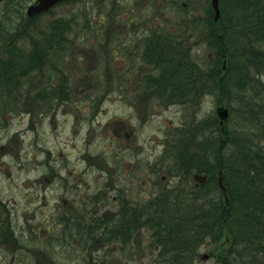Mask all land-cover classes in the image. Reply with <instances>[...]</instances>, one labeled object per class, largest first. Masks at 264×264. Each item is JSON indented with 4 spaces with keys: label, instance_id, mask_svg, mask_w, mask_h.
<instances>
[{
    "label": "trees",
    "instance_id": "16d2710c",
    "mask_svg": "<svg viewBox=\"0 0 264 264\" xmlns=\"http://www.w3.org/2000/svg\"><path fill=\"white\" fill-rule=\"evenodd\" d=\"M73 1L76 0L65 3ZM180 8L185 10L182 5ZM219 9V19L214 21L213 10L207 7V23L198 33L211 54L204 68L197 67L190 58L188 44H185L187 32H196L195 19L190 20L192 26L186 27L183 32L180 29L173 32L160 27L140 34V39L144 38L138 44L143 46L140 56L145 65L157 72H147L143 77L163 80L149 81L148 86L163 87L153 93L158 95L170 92L176 94L182 104L191 101L192 106L198 105L199 96L204 93L205 87H211L209 93L218 94L217 105L228 102L229 92L235 93L237 102L241 104L245 101V95L241 92L250 88L259 95L256 86L258 83L261 86L264 84L260 78L264 73V0H219ZM51 13L52 9L46 14ZM44 15L22 18L12 28L0 26V43L4 45L0 48V110L12 102L16 106L18 93L19 96L30 95L45 102L44 111L58 109L57 104L70 101L77 93L71 90L72 81L77 79L72 77L74 74L67 72V54L69 49L72 51L80 45L78 42L81 36L76 31L71 36V18H55L43 24L41 20ZM134 31L137 33L141 30ZM114 35L106 33L105 39L100 38L101 34L95 35V42L89 44L90 50H94L101 58L113 52L111 56L114 58L116 51L109 47L111 42L114 43ZM177 38L181 39V46L172 44ZM20 40L28 43L21 46ZM121 44L128 53L127 44ZM74 55L69 54L70 63L77 74L82 72L83 67ZM223 60L226 61L224 69ZM107 63H99L96 73L98 77L91 75L92 78L85 72L80 78V81H93V89L98 88V103L105 96L113 95L112 92H120L125 83L124 79L114 81L116 71ZM106 74L110 78L104 79ZM54 79L56 81H52ZM22 84L31 85L33 92L29 94L25 89L20 91L23 89ZM62 87L66 91L70 89V93L63 92ZM227 105L229 107L230 103ZM231 110L239 111L234 107ZM253 110L250 109L246 114L240 109V120L248 127L240 132L230 131L226 126L228 120L221 126L216 114H208L204 118L205 127L198 125L197 121L194 131L190 127L189 132L183 128L182 139L189 145L178 148L173 161L183 168V179L192 177L193 173L206 174L207 179L202 184L195 183L190 189H182L183 208L178 204L172 205L169 198L162 196L156 200L151 199L148 206L150 218L147 225L162 227L164 233L160 237L161 247L163 250L165 247L166 253L173 256L172 263L175 264L176 255H182L190 261L195 258L194 253L201 241L195 243L192 239H201L205 231L203 229L207 228L204 224L208 223H212V229L209 227V230L214 240L226 231L235 246L241 244L239 240H245L242 241L244 247H258L255 239L264 233V148L260 145L264 138V112L261 117V112L257 111L256 114ZM259 120L263 125L258 126L259 130L254 132ZM219 170L227 188V201L218 188ZM50 173L54 177V170L44 173L43 177H48ZM56 176L64 180L65 187L77 188L75 182L71 183L67 177L63 178L61 174ZM163 189L167 193L175 190ZM84 193L85 196H79L75 201L63 200L65 205L57 206L49 216V225L42 222L35 228L27 223V228L19 231L12 229L7 205L0 199V232L10 236L19 254L40 252L48 256L53 264L113 263L118 237H126L124 226L128 227V224L125 215L118 212L110 218L108 212L102 211L108 196L106 193L100 194L98 188L91 193ZM162 198L164 202L159 201ZM104 201L106 203L103 204ZM198 203L199 207H195ZM134 221L139 220L135 218ZM221 223L226 224L224 230L220 227ZM166 237L167 242L163 239ZM119 247L124 249L122 244ZM252 255L253 258L248 256L250 262L248 257L244 258L248 264H264L261 257H254L255 252ZM186 259L183 263H188Z\"/></svg>",
    "mask_w": 264,
    "mask_h": 264
},
{
    "label": "rangeland",
    "instance_id": "374dc122",
    "mask_svg": "<svg viewBox=\"0 0 264 264\" xmlns=\"http://www.w3.org/2000/svg\"><path fill=\"white\" fill-rule=\"evenodd\" d=\"M31 1L33 0H0V26L12 28L14 23L19 22L18 14L23 15L26 5ZM181 5L185 10L180 8ZM207 7H211L210 0H76L60 4L52 10L51 14L42 17L43 24L55 18H71L73 21L71 36L75 31L81 36L78 42L80 45L74 47L72 51L69 49L67 54V72L74 74L72 77L77 79V81H72L71 90L74 94L76 91L77 93L71 97L70 101L57 104L58 109L48 110L50 112L43 110L46 107L45 102L22 93L20 96V93L17 95L16 106L15 102H12L0 110V199L7 205L8 213L12 219L10 225L13 226V230L26 229L27 223L35 228L43 224L42 222L49 225L51 222L49 216L57 206L65 205L67 201H75L77 197L85 196L84 191L91 193L97 188L98 190L103 188L108 196L107 204L104 206L110 209L114 208L116 202L113 197L119 195L118 189L122 188L121 181L127 180L128 177L131 178L132 168L127 161L129 158L135 159V156L132 158L134 154L129 150L128 142L124 139L123 134L118 140L114 137V126L112 125L113 120L126 122V124L131 120L132 111L130 112L128 101L131 95L136 92L129 81L132 72L129 70L126 60L128 53L121 47V42L127 39L128 35L133 36L134 30H141L145 33V30L164 27L173 32H177L178 29L183 32L186 27L192 26L190 20L195 19L196 32L191 33L192 30L187 32V35L190 36L189 45H192L190 58L195 61L197 67L204 68L207 66L205 64L211 54L203 40L199 38L198 33L207 23L205 18ZM22 17L26 18L24 15ZM106 33L115 34L114 43L111 42L109 47L116 51V58L111 56L113 52L101 58L98 53H94V50H90L89 44L95 42V35L101 34L100 38L105 39ZM184 36L186 37V34ZM19 43L23 46L28 42L20 40ZM3 46V43H0V48ZM262 48H264V42ZM69 54H75L74 57L83 67L82 72L79 71L75 74ZM101 61H107L115 69L114 81L124 79L125 83L120 88V92L114 91L111 93L113 95L105 96L98 103V88L93 89V85H91L93 81H80V78L85 75V72L90 76L98 77L96 73ZM225 67L226 61L223 60L222 69ZM145 72L157 74L148 66H146ZM103 78H110V75L106 74ZM260 78L264 83V73ZM60 82L58 81V83ZM263 85L258 83L256 86L259 95L251 91L249 87L241 92L245 95V101H250L247 103L245 101L242 104L237 102V95L232 92L228 93L227 103H230V117L226 126L230 128V131L235 133L248 129L240 120V109L242 113L247 114L250 109L254 108L253 112L256 114L257 111L261 112L262 117V112H264ZM209 88L211 87H205L204 93L199 96L198 105L192 106L191 101L185 102L182 104L181 111H163L160 117H151L150 123L140 135V139L145 141L142 150L143 157L149 153L153 154L155 146L150 141L155 138L159 126L171 129L181 122L186 128L190 127V121V124L193 122L195 126H197V121L198 125L206 126L204 118L208 114H215L218 100V94L209 93L211 90ZM24 89L29 94L33 92L31 85H23V89L20 91H25ZM95 95H97L96 98H94ZM38 102H40V107H38ZM227 103L223 105L228 107ZM232 107L239 111L231 110ZM43 111L47 113H43ZM133 122H136V119ZM262 125L263 122L259 120L253 131H258V126ZM260 145L264 148V138L261 139ZM158 150L163 151L162 148H159L156 152ZM174 150L167 152L172 155L169 160H173L172 152ZM122 151L129 152V154H125V162H121V169L117 170L118 165L114 163L115 160H110V163L106 164V159H111L113 154H121ZM170 164V161L167 162L166 170L171 168ZM51 170H54V177L51 173L48 177H43L44 173H49ZM182 170L183 168L179 170L177 177L174 173L155 172L153 168L154 174L151 176L141 173L135 179L134 193L137 190V195L133 197V199H137L135 205L139 203L141 207H144L143 205H148L151 199L156 200L157 197L162 196L169 198L172 205L178 204L183 208V190L190 189L195 182L192 177L183 179ZM58 174L63 175V178L67 177L71 183L75 182L77 188L74 186L73 189L65 187L64 180L56 176ZM165 187L170 190L174 188L175 192L168 191L167 193V190L163 189ZM157 194L159 195L157 196ZM159 201L164 202L163 198ZM104 203L106 202L104 201ZM195 207H199V203ZM148 216L145 218L146 224ZM158 227L144 225L143 232L145 234H140L145 240L141 245L145 246L147 243L146 254H143L142 257L145 262L149 261L148 257L153 256L148 252L152 254L157 252L155 242L158 243L160 237L163 236L158 233ZM163 239H166L167 242L168 238ZM222 239L223 236L218 238L214 244L202 243L201 245L200 243L197 252L194 253V263L214 264L218 245ZM139 240L137 236L136 241ZM13 244L9 235L0 232V264H18L16 259L11 263L12 257L19 254ZM208 251H213L214 259L201 260L200 255ZM31 253L29 263L53 264L48 256L36 251H31ZM172 258H168L170 262L173 261ZM139 262L136 260L123 264H138ZM246 262L245 260V264Z\"/></svg>",
    "mask_w": 264,
    "mask_h": 264
},
{
    "label": "flooded vegetation",
    "instance_id": "af4514ba",
    "mask_svg": "<svg viewBox=\"0 0 264 264\" xmlns=\"http://www.w3.org/2000/svg\"><path fill=\"white\" fill-rule=\"evenodd\" d=\"M36 0L31 1L26 6V9L24 10V16L27 19L35 18L40 15L46 14L51 9L53 10L56 6L60 4H64L67 1L59 2L55 6H53L50 10L47 12H44L42 14H35V15H28L27 9L29 6L35 4ZM21 13L18 14L17 20H21L23 16ZM134 33H136L134 31ZM143 33L142 31H137L136 34L133 36L128 35L129 37L123 42L127 44L128 47V57L126 58L129 66V70L132 72V77L129 79L130 84L133 86V89L136 91L135 94L131 95L130 100L128 101L129 107L131 108L130 112L132 111V114L130 115L131 120L126 122H121L117 120H113L112 125L114 126V137L118 140L121 138V135L123 134L124 139L128 142L129 150L133 152L134 155H132V158L135 156V159L131 160L128 159L127 162H129V165L132 168V171L130 172V177L132 178H126L127 180H122V188L118 189L119 195L113 197V200H115L116 205L114 208H108V207H102V211L108 212L110 215L109 217L112 218V215L118 212H122L125 218L127 220V226H124L125 228V238L122 236L118 237L117 243L115 248L116 253L113 254L114 258L113 263L110 264H123L124 262L130 263L135 262L136 260H139L140 262L138 264H174L170 262V259L173 257L172 255L166 253V249L164 247V250L161 247V240L159 239V242L155 245L157 247V252L155 254H152L148 252L149 254L153 255L152 257H148L149 261H143L142 257L143 254H146V246L141 245V243H144V238L141 237V233L145 234L143 232L144 225H147L145 223V218L149 214V204L143 205L144 207H141L139 203L135 205L137 202V199H133L135 195H137V190L134 193L135 190V179L136 177H139L141 173L151 176L153 173L152 168L155 172H166V173H174L177 177V174H179V170H181V165H177L175 161H170V169L165 168V165L167 164L168 160L172 158L171 153H167L170 150H174L172 153L175 154V151L177 148H182L183 146H187L188 142L183 141L182 139V129L184 128L183 124L180 122L179 124H176L175 127H172L171 129H165L163 126L157 128L155 138L152 139L150 142H152L155 146L153 148L154 152L152 155L150 153L143 157L142 150L144 148L145 141L140 139V135L143 133V129L147 127V125L150 123L151 117H160L161 113L163 111H170L174 110V112L181 111L182 109V103L179 97H177L176 94H172L170 92H167L166 94H155L153 92L157 91L158 89H162L161 87L156 86H148L149 81H163L161 79H151L150 78H144L143 75L147 72L145 63L143 62L140 51L143 50L142 45H138L139 43H142L144 41V38H141ZM189 38L188 35L185 39V44H188L187 50L191 51L192 45H189ZM172 44H178L182 45V41L180 38L174 39ZM138 48V49H137ZM116 58V57H115ZM123 60V58H121ZM137 66H135V64ZM135 68V69H134ZM52 81H56L55 79ZM63 92L70 93V89H67V91L62 87L61 88ZM69 91V92H68ZM134 92V91H133ZM142 93V95H141ZM39 105V103H38ZM134 119H136V122H133ZM191 122V121H190ZM189 122V126L194 131L195 123ZM127 128V129H126ZM189 127H186V131L189 132ZM149 140V139H148ZM152 146V147H153ZM162 148L163 151L161 152L157 149ZM170 149V150H166ZM166 150V151H165ZM156 152V154H155ZM125 154H129V152L125 153L122 151L121 154H113V157L111 159L107 158L106 164L108 165L110 163V160H115L114 163L118 165L117 170L121 169L122 163L125 162ZM101 155V151H100ZM152 156V157H151ZM153 158V159H152ZM167 159V160H164ZM103 169V168H102ZM165 177V176H164ZM163 177V178H164ZM103 188L99 189V193H106V191H102ZM130 194H127L129 193ZM161 192V191H160ZM188 192V191H187ZM166 194V193H164ZM107 195V194H106ZM159 194H157L158 196ZM137 218L139 221L135 222L134 219ZM143 218V219H142ZM150 218V215L148 216V219ZM143 220V222H142ZM144 224V225H143ZM225 223H221V229H225ZM161 226V225H160ZM204 226H207V228L203 229L205 230L201 236V239H192V242L198 243L199 240L204 244H214L217 242L218 239L214 240L212 237V232L209 230V227L212 226V223L204 224ZM212 229V227L210 228ZM158 233L163 234L162 227H158ZM263 235L259 237L258 239H255V242L258 244V247L255 249L251 247H244L242 245V241L245 240H239L241 241V244L235 246L234 240L230 239L229 234L226 231H223V239L221 242H219L218 250L215 255L214 264H245V260L248 256L253 258L252 252H255V256L257 258H260L264 260V233ZM139 237V241H136V237ZM153 239V237H151ZM250 241V240H249ZM122 244L124 249L120 248L119 245ZM149 244V243H148ZM200 244V243H199ZM14 245V244H13ZM15 246V245H14ZM16 247V246H15ZM205 248V247H204ZM197 250V248H196ZM213 251L205 252L207 254V260L214 259L212 255ZM25 255V256H24ZM18 254L14 255L11 259V263L16 259V262L18 264H32V262L29 263V258L32 255L29 254ZM202 256V255H200ZM24 257V258H23ZM230 257H233L232 259H229ZM248 257V261L250 259ZM118 258V259H116ZM156 258L154 261L153 259ZM170 258V259H168ZM176 262L175 264H195L194 259L187 260L182 255H176ZM28 259V261H27ZM186 259L188 263H183V260ZM250 262V261H249ZM16 264V263H13ZM247 264V262H246Z\"/></svg>",
    "mask_w": 264,
    "mask_h": 264
},
{
    "label": "water",
    "instance_id": "95a60500",
    "mask_svg": "<svg viewBox=\"0 0 264 264\" xmlns=\"http://www.w3.org/2000/svg\"><path fill=\"white\" fill-rule=\"evenodd\" d=\"M60 1H64V0H36L35 4L28 7L27 14L28 15H35V14H39L41 12H45V11L49 10V8H51L54 4H56L57 2H60ZM210 4H211V7L213 8V11H214L213 19H214V21H217L219 18V15H220L219 0H210ZM215 112L219 118V124L221 126H223V123L227 120L228 115H229L228 108L223 106V105H219L216 107ZM194 179L197 182L202 183L206 180V176L201 175V174H195ZM218 186L221 189L224 200L227 201L228 199H227V195H226V188L222 184L221 171L218 172ZM203 258H205V255Z\"/></svg>",
    "mask_w": 264,
    "mask_h": 264
}]
</instances>
